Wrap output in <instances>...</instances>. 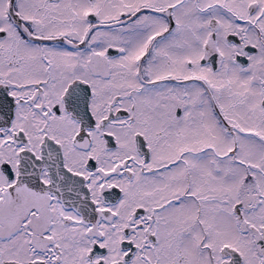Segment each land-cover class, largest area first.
<instances>
[{"label": "snow or ice", "instance_id": "1", "mask_svg": "<svg viewBox=\"0 0 264 264\" xmlns=\"http://www.w3.org/2000/svg\"><path fill=\"white\" fill-rule=\"evenodd\" d=\"M0 264H264V0H0Z\"/></svg>", "mask_w": 264, "mask_h": 264}]
</instances>
